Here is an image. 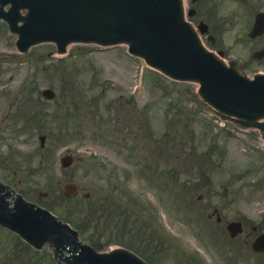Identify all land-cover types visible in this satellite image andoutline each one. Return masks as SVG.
Wrapping results in <instances>:
<instances>
[{
  "label": "rangeland",
  "instance_id": "374dc122",
  "mask_svg": "<svg viewBox=\"0 0 264 264\" xmlns=\"http://www.w3.org/2000/svg\"><path fill=\"white\" fill-rule=\"evenodd\" d=\"M15 39L0 20V165L13 169L17 188L86 225L96 241L102 237L95 225L102 235L111 230L114 239L138 246L156 264L261 258L245 245L234 252L245 250L247 259L235 253L224 259L226 252L197 225L217 207L222 219L243 221L239 240H250L253 225L264 231L261 130L221 121L194 83L152 73L124 46L71 44L61 56L52 53L51 43L19 53ZM45 87L55 97H43ZM67 153L79 159L63 168L60 157ZM104 175L139 214L125 212L103 231L102 213L93 209L107 190ZM67 181L82 188L71 200L62 194ZM87 191L90 199L83 197ZM139 225L156 237L157 248L145 250L141 240L147 235L134 238Z\"/></svg>",
  "mask_w": 264,
  "mask_h": 264
},
{
  "label": "water",
  "instance_id": "95a60500",
  "mask_svg": "<svg viewBox=\"0 0 264 264\" xmlns=\"http://www.w3.org/2000/svg\"><path fill=\"white\" fill-rule=\"evenodd\" d=\"M7 2L12 7L9 12L0 9V16L11 30L18 31L21 50L41 40L56 41L61 51L70 41L125 42L130 52L166 75L197 80L199 95L220 113L236 115L241 123L264 131V123L257 121L264 116V75L249 80L207 52L191 25L183 20L181 0H0V4ZM20 8H26L27 14L22 16ZM18 20L24 23L18 26ZM70 161L69 156L61 159L63 165ZM27 208L10 221L25 227L16 219L24 214L26 222L40 216L47 223L46 215ZM51 225L57 228L54 222ZM230 228L234 234L239 225L231 224ZM253 248L264 250V234L256 238ZM71 250V264H145L123 249L98 254L74 241Z\"/></svg>",
  "mask_w": 264,
  "mask_h": 264
},
{
  "label": "flooded vegetation",
  "instance_id": "af4514ba",
  "mask_svg": "<svg viewBox=\"0 0 264 264\" xmlns=\"http://www.w3.org/2000/svg\"><path fill=\"white\" fill-rule=\"evenodd\" d=\"M184 3L188 19L195 26L207 28L208 32L202 35L207 45L228 59H236L245 71L264 70V31L252 37L249 35L250 25L258 12L264 11V0H184ZM208 33L213 35L212 41L207 38ZM231 34L235 43L228 45ZM1 172L0 181L6 187L1 189L4 196L0 198V208L4 209L13 201L6 195L8 187L13 186V179L8 169ZM48 246L45 244L40 252H36L18 235L0 226V264H54Z\"/></svg>",
  "mask_w": 264,
  "mask_h": 264
},
{
  "label": "bare ground",
  "instance_id": "6f19581e",
  "mask_svg": "<svg viewBox=\"0 0 264 264\" xmlns=\"http://www.w3.org/2000/svg\"><path fill=\"white\" fill-rule=\"evenodd\" d=\"M261 120H264V117H263V118H261Z\"/></svg>",
  "mask_w": 264,
  "mask_h": 264
}]
</instances>
